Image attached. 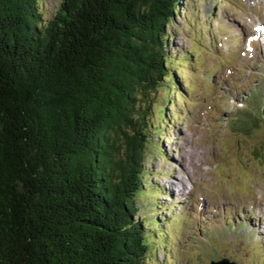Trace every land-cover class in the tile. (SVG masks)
Here are the masks:
<instances>
[{
  "label": "trees",
  "instance_id": "obj_1",
  "mask_svg": "<svg viewBox=\"0 0 264 264\" xmlns=\"http://www.w3.org/2000/svg\"><path fill=\"white\" fill-rule=\"evenodd\" d=\"M178 1L60 0L47 17L0 0V264L154 260L138 196Z\"/></svg>",
  "mask_w": 264,
  "mask_h": 264
},
{
  "label": "rangeland",
  "instance_id": "obj_2",
  "mask_svg": "<svg viewBox=\"0 0 264 264\" xmlns=\"http://www.w3.org/2000/svg\"><path fill=\"white\" fill-rule=\"evenodd\" d=\"M42 1L44 11L46 14L48 13V15H46L47 17L51 15L54 7L60 2V0ZM248 1L251 2L252 0ZM215 2L216 0H180L178 2V6H181V9H179V13L175 15L172 23L167 27V29L173 33L169 36V39L171 41L170 44L174 46L171 52L174 54V58H176L181 49L187 50L190 46L192 47L190 44L194 43V40L208 45L212 44L213 38L218 34L221 35L224 33V31L215 28L216 26L211 27L209 34L207 32L206 26L208 25V21L206 18H208L209 14H214L212 5ZM239 3L240 7L236 10V15L238 10L241 9V0H230L229 2L219 0L217 5L219 6L220 12L224 15V20L227 10H230V7L233 5L238 6ZM215 16L218 17V15ZM223 24L224 25L219 26V28L226 26L228 23L224 22ZM227 29L231 30L232 34L236 33L235 27L230 24ZM204 33L205 35L202 38L201 36ZM228 45H230L229 42L226 43V46ZM197 51L200 53L199 57H196V60L193 61H196L195 65L200 67L199 70H197L198 79L204 80L205 78L202 75L206 74L208 77L210 76L212 80H215L216 84L214 87L211 86L204 95H208L207 98L211 101L213 97L212 91L217 90L220 94H225L224 98L220 101V104L225 105L226 103H229V108H234V101L242 100L246 105L242 107L240 111L236 112L239 115L232 116L233 112H228L226 118L232 116L230 120L234 122L233 125L235 127L229 123L225 124L224 122V124L219 127V131L211 137L208 133H203L202 129L196 126V122L204 119L202 111L205 104L200 102L195 109L194 102L189 103L191 109H186V112L188 113L187 115L191 114V116L186 118L187 115L183 114L181 108H185L187 105H179L178 100L172 95L168 99L167 107H170L169 105L173 103L174 105L171 106V108L173 111L175 110L174 112H177L179 117L176 118L177 120L175 123L171 120L173 123L172 128L164 130V134L167 138L159 140L158 135L154 133V129H151V132L149 133L150 145L148 151L151 155H155L154 153L158 155V152H156V145H158L167 154H165V158L156 156L155 160L152 159L144 165V179H150V175L153 177L154 172H156L152 180L157 184H161L165 179L171 181V177L176 174L185 182L186 187L190 189L187 190V196L190 197L188 203L178 205L180 207H177L178 203L175 201H171L168 204L169 208L175 206L172 208V213L177 216L176 219L172 220V225L169 228H172V226L176 224V221L181 215H184L186 218L188 217L187 219L185 218L187 221L183 220L180 229H172L174 236L173 240H175V242L173 241V244L179 243V239L187 242L190 239V237H187L188 235L192 232L198 233L194 224L199 222L204 216L206 217L204 224L212 230L215 227L216 222L222 220L220 214L214 217L210 212L217 208L218 213L222 212L220 210V202H217V196H231L230 193H234L235 184L233 181H228L227 183V176L231 178L236 176L235 171L232 170L236 164H231L230 167L225 166L223 168H221V164L218 165V162L227 160V154H222V149H228V157L230 156V159L234 162L238 161L247 163L248 167L255 172V175L258 178L254 180V183L256 185L260 184L264 188V54L261 52L259 45L252 53L243 56V52H241L235 56H228L225 60L219 58L215 59L213 55L202 53L201 49H198ZM176 66H180L182 69L185 68V65L182 62H180V65L172 62L171 68L174 69ZM185 73V80H187L186 76H193V71L191 70L188 72L186 71ZM240 81L246 86L244 91H240V87L237 86ZM218 86H221L224 91L218 89ZM204 89H207V87H204ZM226 92L229 94H226ZM167 95L168 94L161 91L160 94L155 95L157 96V99L155 101L156 104L153 106L155 109L154 116H159L158 113H156L157 104L166 101ZM249 95H251L252 100L247 98ZM185 98L186 97H182V99ZM168 110L170 111L169 108ZM239 116L241 117L239 118ZM153 122L154 118L152 124ZM240 125L241 127H239ZM216 136H218L217 139H215ZM204 141H208V143L205 144ZM213 141L217 146L212 143ZM183 146L184 151H182ZM173 149H176L175 154H173ZM181 158L186 160V170H184V172L175 171L174 173H168L169 168L179 166ZM210 165V169L206 170V167ZM215 167L218 169H215ZM186 173L188 174L189 179L185 177ZM181 183L182 182L180 181V184ZM252 191L256 197V188ZM203 197H205V199ZM236 197L243 199L244 201L249 200L245 199L249 196L247 195L244 197L242 193H239ZM138 199H142V194L139 195ZM260 199L264 201V195ZM182 200H186V198H182ZM150 201H154L153 198H151ZM232 202L236 201L232 200ZM236 204L239 205L238 202H236ZM139 206V212L150 219L148 215V201L143 199ZM170 214L171 213L167 215L168 218ZM148 228L149 226H147V229ZM210 237L211 234L209 233L207 238ZM217 237L223 238V240H221L222 245L208 253H205L208 244L206 239L201 241L202 243L206 241V244L200 246L204 249L201 252H197V257H194L196 253L194 248H187V250H190L192 253V264H207L208 259L213 256L218 259H220L219 257L226 256L230 260H234L239 264H256V260L254 261L253 258H257L259 253H257L256 250H259V247L258 244L253 241L260 242V236L250 235L247 237L245 235L244 238L235 240L237 244H232L235 239L233 234L226 238V234L224 233L220 236L218 235L214 237L213 240L218 239ZM228 239L231 240V244L227 241ZM223 241H226V243ZM195 242L196 245L201 243L197 239ZM259 246L261 247V245ZM200 247L196 246L198 249ZM154 248L153 243L152 250H154ZM162 257L163 253H160L158 262H152V264H164ZM260 257H262V255H260ZM175 261H177L175 264H182V262L183 264H186L185 254L183 253V256L181 258L178 257L174 262ZM263 262L264 259L257 264H263ZM171 263L172 262L169 261V264Z\"/></svg>",
  "mask_w": 264,
  "mask_h": 264
},
{
  "label": "water",
  "instance_id": "obj_3",
  "mask_svg": "<svg viewBox=\"0 0 264 264\" xmlns=\"http://www.w3.org/2000/svg\"><path fill=\"white\" fill-rule=\"evenodd\" d=\"M211 264H235V263L229 262L227 260H221V261L214 262V263H211Z\"/></svg>",
  "mask_w": 264,
  "mask_h": 264
},
{
  "label": "bare ground",
  "instance_id": "obj_4",
  "mask_svg": "<svg viewBox=\"0 0 264 264\" xmlns=\"http://www.w3.org/2000/svg\"><path fill=\"white\" fill-rule=\"evenodd\" d=\"M181 185L183 186V184L181 183Z\"/></svg>",
  "mask_w": 264,
  "mask_h": 264
}]
</instances>
